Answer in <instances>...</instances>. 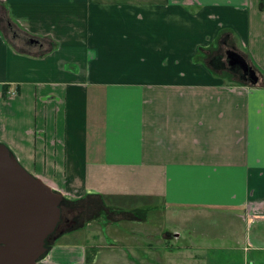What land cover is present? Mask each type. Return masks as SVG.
<instances>
[{"label": "crops", "instance_id": "crops-1", "mask_svg": "<svg viewBox=\"0 0 264 264\" xmlns=\"http://www.w3.org/2000/svg\"><path fill=\"white\" fill-rule=\"evenodd\" d=\"M0 144L74 221L37 264H264L260 0H0Z\"/></svg>", "mask_w": 264, "mask_h": 264}, {"label": "water", "instance_id": "water-1", "mask_svg": "<svg viewBox=\"0 0 264 264\" xmlns=\"http://www.w3.org/2000/svg\"><path fill=\"white\" fill-rule=\"evenodd\" d=\"M227 56L231 65L248 71L253 86L259 84L244 57L233 50ZM63 199L0 144V264H37L47 254V240L62 221Z\"/></svg>", "mask_w": 264, "mask_h": 264}, {"label": "flooded vegetation", "instance_id": "flooded-vegetation-1", "mask_svg": "<svg viewBox=\"0 0 264 264\" xmlns=\"http://www.w3.org/2000/svg\"><path fill=\"white\" fill-rule=\"evenodd\" d=\"M227 53L228 51H226L222 56L213 59L210 62L211 67L214 69H223L226 73H228L230 76H233V78L237 79V81L240 83L251 84V78L248 71L246 72L243 70V68H239L235 65H231ZM61 210H62V221L58 230L54 233V235H52V237L56 236L59 232H61L62 229L72 227V225L74 224V221L70 222L68 220H65L64 216L66 212H68L66 208L62 206Z\"/></svg>", "mask_w": 264, "mask_h": 264}, {"label": "rangeland", "instance_id": "rangeland-1", "mask_svg": "<svg viewBox=\"0 0 264 264\" xmlns=\"http://www.w3.org/2000/svg\"><path fill=\"white\" fill-rule=\"evenodd\" d=\"M3 28H4V26H3ZM16 30H17V32L18 33H20L21 35H24V32H22L21 30H19L18 28H15ZM8 35H10V33L8 34ZM9 37V36H8ZM11 37H13V33L11 34ZM199 59V58H198ZM163 216H164V219H165V222H164V225H165V227H166V229H171L172 231L174 230V231H176L177 230V228L175 227V226H177L178 224H176L175 222L177 221V220H182L183 219V217H174V218H171L170 217V213H164L163 214ZM170 218V219H169ZM173 219H175L176 221H174ZM221 220H220V218L219 217H214V218H212L211 219V223L212 224H216V223H219ZM179 226V225H178ZM178 229H180V230H182V231H184L185 229H186V227H183V226H179V228ZM131 254L132 255H130V257L132 258V259H134L135 260V262L136 263H134V264H139V262H140V252H137L136 250H133L132 252H131Z\"/></svg>", "mask_w": 264, "mask_h": 264}, {"label": "trees", "instance_id": "trees-1", "mask_svg": "<svg viewBox=\"0 0 264 264\" xmlns=\"http://www.w3.org/2000/svg\"><path fill=\"white\" fill-rule=\"evenodd\" d=\"M260 8H261L262 11H264V0H260ZM36 40L33 39V38H27V41H30L31 44H36L39 41V40H37V41ZM38 44H40V43L38 42ZM4 95L7 96V91L6 90L4 91ZM51 237H52V235L47 240V244H46L47 247H49L48 242L50 241Z\"/></svg>", "mask_w": 264, "mask_h": 264}, {"label": "built area", "instance_id": "built-area-1", "mask_svg": "<svg viewBox=\"0 0 264 264\" xmlns=\"http://www.w3.org/2000/svg\"><path fill=\"white\" fill-rule=\"evenodd\" d=\"M249 217V215L248 214H246L245 216H243V219L244 220H247V218ZM252 218V217H251ZM48 258H47V254L45 255V256H43L40 260H42V261H46Z\"/></svg>", "mask_w": 264, "mask_h": 264}]
</instances>
